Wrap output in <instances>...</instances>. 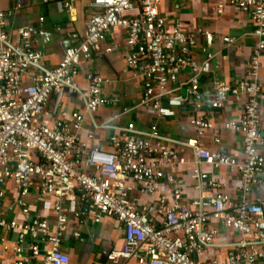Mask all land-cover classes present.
Segmentation results:
<instances>
[{
    "label": "built area",
    "instance_id": "1",
    "mask_svg": "<svg viewBox=\"0 0 264 264\" xmlns=\"http://www.w3.org/2000/svg\"><path fill=\"white\" fill-rule=\"evenodd\" d=\"M1 1L0 209L6 202L7 186L13 183L23 218H0V229L17 235L13 243L2 239L0 257L10 253L14 260H0V264H71L63 249L65 243L69 239L86 241L71 222L70 214L83 223L84 213L68 206L76 194L83 205L91 206L92 224L110 217L123 226L122 247L103 251L107 264H204L198 258L219 237L214 223L238 233L239 240L224 260L212 258L209 264H264V203H250L245 198L252 186L264 185L260 129L264 118V0L218 2V15L229 7L249 14L256 39L244 77L234 83L217 76L212 79V110L219 113L232 103L243 107L240 117L220 125L205 113L202 91V80L212 74L217 37L166 17L161 11L163 0H93L95 13L85 35H71L72 45L51 70L43 65L45 46L39 48L28 29L15 34L7 29L8 14ZM77 1L62 0V4L71 12ZM117 31L125 36L128 69L142 80L139 107L152 111L158 119L173 118L183 107L193 112L189 124L196 139L185 146L191 148L199 168L197 198L185 201L176 171L186 161L178 149L168 145L157 124L147 133L138 131L133 123L128 125L109 138L107 152L90 145L94 135L83 137L86 116L112 101L104 96L109 80L100 74L87 72L85 88L75 79L82 63L90 62ZM198 36L205 37L204 46L199 47ZM220 40L227 45L235 42L228 36ZM49 42L45 38L44 44ZM119 47L115 43L107 52ZM197 51L204 60H197ZM66 91L84 99L85 113H60ZM52 98L53 116L59 114L54 122L43 119ZM224 132L241 136L242 158L204 145L208 136L221 144ZM221 168L241 176V202L223 191V181L212 174ZM204 188H209V195L203 194ZM34 194L52 201L51 214L32 215L29 199Z\"/></svg>",
    "mask_w": 264,
    "mask_h": 264
},
{
    "label": "crops",
    "instance_id": "2",
    "mask_svg": "<svg viewBox=\"0 0 264 264\" xmlns=\"http://www.w3.org/2000/svg\"><path fill=\"white\" fill-rule=\"evenodd\" d=\"M218 1L163 0L161 11L171 20L180 19L186 25L209 31L217 37L212 48V52L216 55L215 62L212 63V74L202 80V91L205 96V113L214 117L216 124L220 125L230 118L240 117L243 107L239 103H232L219 113L212 110L210 108L213 100L212 79L217 76L220 80L234 83L244 77L253 56L256 39L253 37L254 25L251 16L231 7L227 8L223 15H218ZM92 2L93 0H79L74 4L71 12L64 8L62 0L52 3L47 0H2L1 7L8 14L7 29L11 33L15 34L23 28L28 29L39 48L45 46L43 65L51 70L60 63L65 50L72 45L71 35L73 33L81 37L85 35L89 19L95 13L91 8ZM18 4L21 5L20 8L17 7ZM41 19L44 21L42 22ZM225 36L233 38L234 44L223 43L220 38ZM47 37L50 38V42L45 45L44 40ZM124 42L125 36L121 31L112 33L101 45L100 50L93 54L92 60L81 65L80 74L75 79L76 84L85 88L86 73H98L109 80L104 87V96L112 101V105L102 108L93 116H86L83 137L86 139L89 134L94 135V140L90 141V145L107 152L109 151V138L128 125L133 123L138 131L147 133L152 125L157 124L167 139L168 145L178 149L186 161V164L178 167L176 174L183 188L185 201L188 202L200 196V191L197 189L199 168L191 148L185 146V144L191 145L196 139V134L189 124L193 112L189 107H183L173 118L158 119L152 111L139 107L143 93L142 80L126 65L127 49ZM115 43H119V49L108 53L107 49ZM205 43V37L198 36L199 47L204 46ZM196 58L198 61L204 60L200 51H197ZM54 101L55 98L50 100L43 117L50 122L59 118V114L53 116ZM126 110L128 113H124ZM62 112L85 113L84 99L80 95H72L66 91L62 97L60 113ZM260 129L264 138V118ZM204 145L211 151L226 152L242 158L239 134L224 132L219 145L214 143L211 136H208L204 139ZM262 150L264 154V148ZM212 174L223 181V191L231 194L236 202L243 200L244 183L238 173L231 172L229 168H221L213 170ZM6 193L7 198L4 208L0 209V218L22 219L23 216L16 205L18 193L13 183L7 186ZM203 194L209 195V188H204ZM245 198L250 203L263 204L264 185L252 186ZM29 203L32 215L51 214L52 201H44L34 194L29 199ZM68 206L71 210H81L84 213L81 224L73 218L72 214L70 217L72 226L77 228L86 240L85 243H81L69 239L65 243L63 249L70 256L71 264H107L103 259V251L121 248L124 243L122 224L110 217H104L98 225L92 224L91 206L83 205L78 194L71 197ZM214 224L219 230V237L215 245L208 249L203 257L198 258V261L204 264H209L212 258L224 260L233 244L239 240L238 233ZM3 238H8L10 243H13L17 235H8L0 229V251L3 248ZM0 260L12 261L14 256L7 253L0 257ZM128 264L137 263L131 261Z\"/></svg>",
    "mask_w": 264,
    "mask_h": 264
},
{
    "label": "rangeland",
    "instance_id": "3",
    "mask_svg": "<svg viewBox=\"0 0 264 264\" xmlns=\"http://www.w3.org/2000/svg\"><path fill=\"white\" fill-rule=\"evenodd\" d=\"M219 2V1H218Z\"/></svg>",
    "mask_w": 264,
    "mask_h": 264
}]
</instances>
